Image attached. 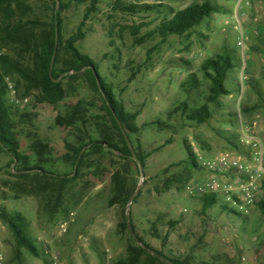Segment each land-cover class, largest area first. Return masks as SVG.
<instances>
[{"label":"rangeland","instance_id":"374dc122","mask_svg":"<svg viewBox=\"0 0 264 264\" xmlns=\"http://www.w3.org/2000/svg\"><path fill=\"white\" fill-rule=\"evenodd\" d=\"M23 1L33 9L26 20L38 17L50 22L45 15L51 16V2ZM203 1L100 0L85 22V39L76 46L96 62L100 76L126 109L140 112L137 126L141 132L133 140V152L145 159V165L118 153L109 155L107 149L101 156H91V167L66 187L62 204L54 208L48 191L39 190L29 179L19 176L15 165L9 166L10 158L0 155V213L21 214L40 253L37 258L24 250L17 254L15 239L0 220V264H52L46 255L48 250L56 253L63 264H118L128 257L129 235L120 232L125 216L132 220L135 232L146 244L169 259L189 264H240L234 252H219L217 237L225 235L244 237L247 260L250 264H264V217L256 207L245 229L239 218L223 211L224 200L217 197L218 203L204 213L203 203L190 200L183 184L168 187L177 176L187 175L184 163L190 150L197 157L214 151L234 152L228 140L240 137L242 126L264 142V33L259 31L264 26L259 18L264 21V11L255 12L260 23L241 19V31L236 0H211L221 12L185 37L161 41L157 29L170 17L168 9L178 12ZM145 6L154 11L124 12ZM88 7L72 4L62 13L65 39L76 34ZM17 40L0 44L4 56L14 58L20 48ZM226 52H235L238 64L227 81L233 94L222 97L218 105H209L211 119L197 126L186 116L189 110L207 103L210 83L201 68L206 61ZM236 71L239 89L233 84ZM192 76L198 86L190 92ZM9 79L16 87V78ZM65 88L67 97L57 105L39 103L35 92L24 98L23 86L16 91L18 103L9 101L16 111L22 152L34 165L38 158L33 145L48 147L44 155L48 162L43 167L56 177L73 175V167L64 158L66 144L87 143L89 136L99 139V125L107 123L100 97L84 79ZM80 101L90 121L85 131L88 134L58 127L57 118L66 116L71 106ZM182 103L187 104V113L174 114ZM157 121L161 126L154 125ZM118 171L127 177L130 188L136 189L134 195L138 192L126 207L111 208V179ZM25 174L36 176L35 172ZM229 208L240 214L237 208Z\"/></svg>","mask_w":264,"mask_h":264},{"label":"trees","instance_id":"16d2710c","mask_svg":"<svg viewBox=\"0 0 264 264\" xmlns=\"http://www.w3.org/2000/svg\"><path fill=\"white\" fill-rule=\"evenodd\" d=\"M45 1L51 2L53 5L51 16L44 14L46 18L50 19V22H42L38 17L34 19L30 17L29 20H26L33 9L23 0H0V23L3 24L0 26V44L6 43L7 40L18 39L16 42L20 46L14 58L6 55L0 57V155L10 158L9 166L15 165L19 176L29 179L32 184L37 185L39 190L48 191L51 204L54 208H58L62 204L66 187L73 184L85 169L91 167V156H101L107 149L109 155L118 153L124 159L134 158V163L138 162L143 166L145 159L133 152V140L141 132L137 126L140 112L133 113L126 109L111 86L100 76L96 62L91 57L82 54L76 46L77 43L85 39L83 31L85 22L89 15L97 10L100 0ZM167 1L175 3L179 0ZM72 4H88V13L76 34L65 39L62 13ZM137 10L154 11V8L145 6L126 9L124 12L134 13ZM168 10L171 11L170 17H166L157 29L163 42L170 37L182 38L191 34L211 16L221 12L216 5L211 3V0L195 3L178 12ZM14 21L15 25H13ZM235 54V52H226L204 63L201 72L204 79L210 83L207 103L194 110H189L186 116L188 121L197 126L207 123L212 117L209 105H218L222 97H229L233 94L232 89L227 86V81L230 79V73L235 72L238 67L235 62ZM239 71H236L235 76L233 75L235 89L240 88V83L236 80ZM10 77L16 78V91H19L23 86L24 98L29 97L33 92L37 93L39 103L50 105L62 103L67 97L66 85L68 84L70 87L72 82H78L81 79H84L91 90L100 97L108 124L99 125L101 127L99 139L89 136L90 140L87 143L66 144L67 153L64 158L73 167V175L56 177L45 170L43 166L48 162L44 159L45 152L48 150L46 146L43 147L38 143L33 145L38 158L34 165H32L31 158L22 152L20 135L17 131L16 111L8 100L6 78ZM189 86L190 92L196 90L198 84L195 76L191 77ZM187 111V104L182 103L174 114H186ZM241 111L242 108L239 109V116H242ZM89 122L83 101L71 106L66 116H60L56 121L58 127L75 129L80 133H85ZM154 125L161 126V122L157 121ZM93 131L98 132L95 129ZM228 144L232 151H241L239 136L231 137ZM184 164L187 175L177 176L169 182L168 187L183 184V189H185L186 184L201 171L197 156L191 150L188 152V160ZM30 172H35L36 176L30 178L25 174ZM111 181L113 195L108 206L111 208L114 206L126 207L136 189L130 188L127 177L120 171L112 176ZM201 202L205 213L218 203V198L208 196ZM226 206L222 207L223 211L239 218V221L247 229L249 216L237 214ZM256 208L264 217V202H260ZM0 220L13 235L17 254L24 250L33 257L40 256L36 242L30 237L26 220L21 214L9 215L2 212ZM120 227V232L129 235V245L127 248L128 257L118 264H166L165 262L167 264H189L186 260L169 259L152 249L137 235L133 222L128 217H124V222L120 224Z\"/></svg>","mask_w":264,"mask_h":264},{"label":"built area","instance_id":"2783aa9c","mask_svg":"<svg viewBox=\"0 0 264 264\" xmlns=\"http://www.w3.org/2000/svg\"><path fill=\"white\" fill-rule=\"evenodd\" d=\"M236 2V19L241 31V19L259 22L254 11V0ZM3 56L4 52L0 51V57ZM6 83L9 101L12 104L18 103L14 85L9 78ZM239 138L240 152L214 151L209 156L197 157L201 174L192 178L185 186V194L190 200L201 201L205 197L215 196L224 200L228 207L237 208L240 214L246 216L260 202H264V142L246 132L243 126ZM217 239L221 254L234 252L239 255L240 264H250L245 256L248 245L244 237L219 235ZM46 255L52 264H63L56 253L48 250Z\"/></svg>","mask_w":264,"mask_h":264},{"label":"crops","instance_id":"0c3cea01","mask_svg":"<svg viewBox=\"0 0 264 264\" xmlns=\"http://www.w3.org/2000/svg\"><path fill=\"white\" fill-rule=\"evenodd\" d=\"M254 11L258 14L264 11V0H254ZM264 14V13H263ZM258 16V15H257ZM259 18L261 19V23H263L264 21H262V17L259 16ZM250 24L255 23L252 19H249ZM260 23V22H259ZM264 25V23H263ZM260 32L263 31L264 33V26L263 28L259 30ZM263 41V40H262Z\"/></svg>","mask_w":264,"mask_h":264},{"label":"water","instance_id":"95a60500","mask_svg":"<svg viewBox=\"0 0 264 264\" xmlns=\"http://www.w3.org/2000/svg\"><path fill=\"white\" fill-rule=\"evenodd\" d=\"M138 190H139V189H138ZM137 192H138V191H137ZM137 192H136L135 195L130 199V204L133 202V200H134V198H135Z\"/></svg>","mask_w":264,"mask_h":264}]
</instances>
